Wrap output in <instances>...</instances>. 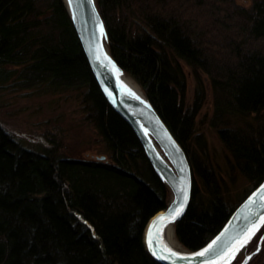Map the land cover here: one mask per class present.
<instances>
[{
	"label": "trees",
	"instance_id": "16d2710c",
	"mask_svg": "<svg viewBox=\"0 0 264 264\" xmlns=\"http://www.w3.org/2000/svg\"><path fill=\"white\" fill-rule=\"evenodd\" d=\"M95 1L112 57L141 86L199 174L202 187L193 184L189 207L174 224L177 240L196 250L264 179V0L249 8L232 0ZM179 59L195 75L191 106L184 104ZM199 74L210 83V122L251 184L233 207L215 175L189 154L204 99ZM12 78L22 88L82 90L110 161L22 146L0 123V264H157L140 232L165 208L164 184L102 95L62 0H0V83ZM252 115L253 124L231 125L234 117ZM72 214L89 220L94 237L71 224Z\"/></svg>",
	"mask_w": 264,
	"mask_h": 264
},
{
	"label": "water",
	"instance_id": "95a60500",
	"mask_svg": "<svg viewBox=\"0 0 264 264\" xmlns=\"http://www.w3.org/2000/svg\"><path fill=\"white\" fill-rule=\"evenodd\" d=\"M64 2L102 95L131 127L155 173L171 191L165 208L148 218L144 232L147 254L157 264L231 263L239 246L254 236L264 223V179L233 209L219 231L203 246L196 250L172 247L167 242L166 229L169 225L173 228L185 214L193 190L187 153L145 94L141 96L123 86L119 74L125 72L110 53L108 35L96 1ZM246 261L247 258L242 264Z\"/></svg>",
	"mask_w": 264,
	"mask_h": 264
},
{
	"label": "rangeland",
	"instance_id": "374dc122",
	"mask_svg": "<svg viewBox=\"0 0 264 264\" xmlns=\"http://www.w3.org/2000/svg\"><path fill=\"white\" fill-rule=\"evenodd\" d=\"M64 6L66 5L62 0ZM252 0H232L233 6L249 8ZM66 8V6H65ZM69 15V14H68ZM185 76L184 104L191 106L196 91V80L191 68L178 60ZM7 68H12L7 66ZM126 74V73H125ZM128 75V74H126ZM204 87L203 104L196 116L195 133L187 143L191 158L199 162L217 178L225 201L230 207L237 204L248 192L251 184L235 167L231 154L217 134V126L210 122L213 114V100L208 78L199 74ZM129 76V75H128ZM131 77V76H129ZM132 78V77H131ZM135 82L136 80L132 78ZM137 83V82H136ZM142 93L141 86L137 83ZM82 90L63 89L51 91L45 87L22 88L12 78L0 83V123L22 146H55L58 153L77 159L110 161L101 136L88 118ZM254 115L246 118H232L231 125L254 123ZM104 156V159L99 157ZM189 159V158H188ZM193 184L202 187L199 174L192 167ZM162 181V180H161ZM163 182V181H162ZM166 202L171 198L169 187L163 182ZM73 218V219H72ZM75 227L96 232L93 225L80 214H72ZM148 219L140 232V242L147 254L144 232ZM264 223L255 232L245 249L239 252L230 264H259L264 255ZM175 236V229L172 228ZM180 248H185L177 240ZM149 257V255L147 254Z\"/></svg>",
	"mask_w": 264,
	"mask_h": 264
},
{
	"label": "bare ground",
	"instance_id": "6f19581e",
	"mask_svg": "<svg viewBox=\"0 0 264 264\" xmlns=\"http://www.w3.org/2000/svg\"><path fill=\"white\" fill-rule=\"evenodd\" d=\"M119 78L123 84V86L132 91V92H135L137 94H140L141 96H143L139 86L137 85V83L131 78L129 77L128 75L124 74V73H120L119 74ZM156 149L159 151V149L156 147ZM160 152V151H159ZM165 159V157H164ZM254 235V234H253ZM165 236H166V239H167V242L174 248L176 249H181L177 240L175 239L174 237V232H173V229L171 227V225H169L166 229V232H165ZM253 236H251L250 238H248L247 240H245L241 246H239V248L237 249V252L235 254V256L241 252L243 249H245L247 243L251 240ZM230 262L229 261H225L224 263L222 264H229Z\"/></svg>",
	"mask_w": 264,
	"mask_h": 264
},
{
	"label": "snow or ice",
	"instance_id": "6c2138e0",
	"mask_svg": "<svg viewBox=\"0 0 264 264\" xmlns=\"http://www.w3.org/2000/svg\"><path fill=\"white\" fill-rule=\"evenodd\" d=\"M101 31H103L102 27H101ZM250 238V237H249ZM151 242V241H150ZM201 255H203V253H201Z\"/></svg>",
	"mask_w": 264,
	"mask_h": 264
}]
</instances>
